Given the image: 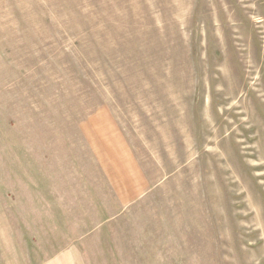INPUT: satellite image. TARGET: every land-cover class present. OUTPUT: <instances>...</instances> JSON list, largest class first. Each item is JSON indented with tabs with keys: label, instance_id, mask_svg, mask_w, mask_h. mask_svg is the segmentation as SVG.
<instances>
[{
	"label": "rangeland",
	"instance_id": "rangeland-1",
	"mask_svg": "<svg viewBox=\"0 0 264 264\" xmlns=\"http://www.w3.org/2000/svg\"><path fill=\"white\" fill-rule=\"evenodd\" d=\"M0 264H264V0H0Z\"/></svg>",
	"mask_w": 264,
	"mask_h": 264
}]
</instances>
